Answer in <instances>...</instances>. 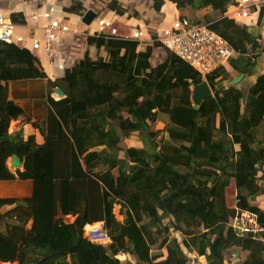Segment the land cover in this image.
I'll use <instances>...</instances> for the list:
<instances>
[{
  "label": "trees",
  "instance_id": "trees-1",
  "mask_svg": "<svg viewBox=\"0 0 264 264\" xmlns=\"http://www.w3.org/2000/svg\"><path fill=\"white\" fill-rule=\"evenodd\" d=\"M73 1L63 6L65 15L83 13L85 3ZM152 1L153 11L160 12L161 0ZM233 1L187 0L184 7L183 0H174L181 17L193 24H208L224 36L237 54L228 70L222 68L209 75L208 82L218 76L220 80L228 79L229 70L236 75H249L256 58L264 54L262 36L253 35L250 26L224 16ZM259 7L257 25L260 22L264 27V1ZM203 8L218 10L220 15L209 19ZM105 9L125 13L118 0H110ZM97 12L104 14L105 10ZM129 14L145 18L150 35L155 37L150 14ZM198 16L201 22H194ZM159 18L161 15L158 23ZM12 19L24 22V17ZM83 41L87 46L103 49L105 56L94 59L88 50L76 58L70 55L61 78L66 85L56 84L65 96L58 101L47 98L53 107L47 111L44 136L54 140L55 151L64 146L65 153L70 132L86 138L91 146L82 159L89 178L70 180L64 163L68 158L58 152L54 179L35 180L33 193L26 200L0 198V209L13 203L18 205L15 209H20L18 223L7 222L5 214L0 213V234L17 244L18 264H54L63 257L64 264H87L82 249L95 244L83 236V226L103 219L100 185L95 179L103 175L114 179L116 197L109 199V208L120 206L118 215L112 211L106 218L110 242L100 247L89 264H232L234 260L225 252L228 247L224 240L238 248L247 242H263L264 231L257 239L240 237L227 225L225 217L232 209L225 204L224 189L234 178L239 206L256 213L264 225V190L262 186H252L254 162L264 166V142L258 138L264 136V72L245 94L227 84L195 104L191 101V85L202 79L160 42L138 48L136 42L128 40L83 37ZM160 47L167 56L162 62L153 63V52ZM7 69L31 70L52 84L38 60L15 45L0 41V74ZM134 82L135 94L128 98L119 96ZM143 87L155 89V97L151 99ZM159 113L167 116V124ZM19 114L17 108L8 105L7 84L0 80V125L10 129L11 124L6 122ZM115 120L118 125L113 124ZM148 125L164 131L152 145L154 154L140 146L121 149L114 144L119 136L139 140ZM5 132L0 129V179L12 177L4 161L13 155L24 157V170L19 176L34 177L32 153L37 145L33 137L23 140L19 131L9 140L3 138ZM5 136L10 137L11 132ZM120 150L123 158L118 157ZM243 188L247 195L263 196L260 204L248 206ZM68 213L80 216L74 222H64L61 218ZM197 215L201 219L195 222L192 219ZM249 247L243 264H264V251L256 256L258 248ZM161 250H165V255ZM120 254L124 260L118 259ZM4 261L0 260V264Z\"/></svg>",
  "mask_w": 264,
  "mask_h": 264
},
{
  "label": "crops",
  "instance_id": "crops-1",
  "mask_svg": "<svg viewBox=\"0 0 264 264\" xmlns=\"http://www.w3.org/2000/svg\"><path fill=\"white\" fill-rule=\"evenodd\" d=\"M110 0L108 1V3ZM118 2L125 8V13L123 15H129L130 12L143 13L145 16L150 14V25L155 26V29L168 25L170 23V12L177 11V6H173L169 3L164 4L160 9V12H154L152 9V0H118ZM70 3V2H69ZM107 3V4H108ZM68 0H0V13L15 16V17H24V19L28 18L30 12L33 9L45 8L49 5H56L57 8L63 10V6H67ZM63 5V6H62ZM91 9V8H87ZM111 11V10H110ZM113 12V11H111ZM166 14V17H165ZM158 15H161V22H156L158 19ZM71 16V15H69ZM131 16V15H129ZM133 18H137L132 16ZM259 19V18H258ZM141 20L145 24V18H141ZM258 22V21H257ZM146 25V24H145ZM255 25H251L255 27ZM147 27V25H146ZM257 28V30H252L250 27V31L253 34L257 33V35L261 34L264 39V27ZM148 29V27H147ZM65 46V45H63ZM63 46L60 48L63 52H65ZM68 47V46H67ZM161 48V47H160ZM70 53V47H69ZM237 56V55H236ZM236 56L232 58L236 60ZM153 60V58H152ZM230 63V62H229ZM229 63L225 67L227 70L229 69ZM40 64L42 69L44 70L47 78L51 81L52 84H48L47 79H39L35 76V73L31 70L24 71H11L9 69L3 71L0 74V80L2 83L7 84V95H8V105H12L17 108L21 114H19L15 118L8 119L6 123L11 124V128H6L5 126L0 125V129L4 128L6 132L3 135L4 139H13L16 137L18 132H21V137L23 140H27L28 138L33 137V142L37 145V148L33 151V168H34V177H20L19 174L24 170L23 161L24 157L16 156L21 165L19 167L11 166V156L7 157L4 161L5 167L12 174V177L0 179V198H8L14 200H26L31 197L34 189V182L37 179H45L52 180L54 179L55 172V158L57 153L67 157L68 159L64 162L67 163L66 172L70 174V180H85L89 178V175L86 172L84 163H83V155L90 149V144H88L86 138H84L78 132H70L68 134L69 138V148L68 153H65V147L59 146L55 151V142L52 138H46L44 135L47 131V123H46V115L48 109L52 108L47 98L48 96L52 97L55 101L63 98L65 94H58V89L62 90L58 85H56L57 81L61 79L63 76L56 70L54 66L49 65L46 62V57L41 54ZM230 80L236 78L240 74L236 75L234 70H229ZM264 72V54L258 56L255 60V68L253 72L249 75L242 74V78L238 83H242L241 87L238 83L234 84V86L239 89L243 94L248 90V88L255 82L257 77ZM229 80V81H230ZM228 81V82H229ZM54 85V87H52ZM208 85V84H207ZM226 87V86H224ZM211 94H213L212 89L208 86ZM63 91V90H62ZM244 91V92H243ZM64 93V91H63ZM50 94V95H49ZM191 94H192V85H191ZM192 101V100H191ZM12 115V113H11ZM11 132L10 137H6V133ZM259 139L264 142V136H259ZM120 140L117 144L119 147L122 145H126L127 141H132L133 144L130 146H140L142 147L141 137L139 140H134L131 137L124 138L119 136L117 138ZM105 146V145H104ZM127 145V147H130ZM103 147V146H102ZM123 151L120 150L118 153L119 158H123ZM58 157V155H57ZM259 166H255V169H259ZM264 167V166H263ZM262 169V168H261ZM263 170V169H262ZM256 177V175H255ZM95 179L99 182L101 197H102V211H103V219L100 221L93 222L92 224L98 225L100 224L104 229H106V218L108 214L113 211L116 215H118L120 205L114 204L113 208H109V199L115 198V185L114 179L111 175H103L97 176ZM263 198L261 195H257L254 198V202L251 205H259L260 200ZM18 206L17 203L4 205L0 209V213H4V219H6L9 223H18V215L20 209H15ZM264 208V206H262ZM25 209V208H24ZM117 210V211H116ZM79 214L73 215L72 213H68L62 216L61 219L67 217L69 222H74L77 218H79ZM119 218H121L119 216ZM31 221L28 223V227L30 226ZM93 246L84 247L82 249V254L86 259V263L89 264L91 260L95 259L98 254V250L101 246L106 245L104 242H93ZM17 254V244L13 241L6 240L0 234V260H6L10 262V264H18L16 260ZM118 258H125L124 255H118ZM63 258L56 261L54 264H64Z\"/></svg>",
  "mask_w": 264,
  "mask_h": 264
},
{
  "label": "built area",
  "instance_id": "built-area-1",
  "mask_svg": "<svg viewBox=\"0 0 264 264\" xmlns=\"http://www.w3.org/2000/svg\"><path fill=\"white\" fill-rule=\"evenodd\" d=\"M160 9L164 4L176 7L174 0H161ZM262 0H234L227 6L224 16L238 23L255 25L259 18ZM91 23L85 24L81 16L73 20L65 15L56 5L33 9L23 23H17L11 16L0 13V41L15 45L40 62L41 54L46 62L54 66L61 75L67 70L66 62L70 53L60 48L66 43L73 44L83 37L98 39H119L137 43L138 48L158 41L174 55L180 62L188 65L203 81L209 75L225 68L234 57L232 45L219 32L211 29L208 24H193L177 11L170 12V23L156 29L154 38L150 35L146 25L138 18L109 11L99 14ZM166 17V14H165ZM164 18H162L163 20ZM79 24L83 28H79ZM235 215L229 226L240 237L258 238L264 231V225L258 215L247 208L239 206L236 198ZM64 222L69 221L67 217ZM83 236L91 242L109 243L106 229L100 224H85ZM5 264H10L4 261Z\"/></svg>",
  "mask_w": 264,
  "mask_h": 264
},
{
  "label": "rangeland",
  "instance_id": "rangeland-1",
  "mask_svg": "<svg viewBox=\"0 0 264 264\" xmlns=\"http://www.w3.org/2000/svg\"><path fill=\"white\" fill-rule=\"evenodd\" d=\"M77 1H79V2H84L85 4V7L84 8H82L81 10H82V14L81 13H77V14H73V13H69V15H71V17H72V19L73 20H77V17L78 16H81V15H83L85 12H86V10H87V8H91V9H93L95 12L96 11H103V10H105V12H104V14H106V13H108L109 11H107L106 9H105V7H106V4L108 3V1L109 0H77ZM178 1H180V0H178ZM184 1V7L186 6L185 4L187 3V0H183ZM196 1H198V0H196ZM262 1H264V0H262ZM69 2L70 3H73L74 1L73 0H68V4H69ZM63 6V5H62ZM66 6V5H65ZM204 9V13L205 14H207V16L209 17V19H212V18H214V17H216V16H219L220 15V12L218 11V10H214L213 9V11L211 10V8H203ZM214 12V13H213ZM130 15V14H129ZM132 16V15H131ZM160 19V18H159ZM190 19V18H189ZM200 19H201V16L199 17L198 16V18H195V19H193V21L194 22H201L200 21ZM160 20H162V19H160ZM261 20H262V18H261ZM260 21V20H259ZM263 21H264V17H263ZM161 22V21H160ZM260 23V22H259ZM258 23V25H256L255 27H258V28H263L262 26H260V24ZM197 24V23H196ZM250 26V25H249ZM251 28H252V30L254 29V30H257V28H255V27H253V26H250ZM79 28L81 29V28H83V26H81L80 24H79ZM152 29H154V28H152ZM156 31V30H155ZM258 31V30H257ZM251 33H252V31H251ZM254 33V32H253ZM252 33V34H253ZM253 35H257V33H255V34H253ZM257 36H259V37H261L262 35L261 34H259V35H257ZM84 41H83V38H79L78 40H76L73 44H70L69 42L68 43H66L65 44V46H63V48H64V50H65V52H69V47H70V55L71 56H73V57H77V56H79V55H81V54H84V52L86 51V50H88V51H86V52H88L89 53V55L92 57V58H94V59H96V58H98V57H100V56H105V52H104V50L103 49H98V48H95L94 46H87L86 44H84L83 43ZM68 46V47H67ZM72 46H75L76 47V50L75 49H71L72 48ZM74 52V53H73ZM237 54H236V52H235V54H234V57L236 56ZM166 56H167V54H166V52L164 51V50H162V48H156L155 50H154V52H153V55H152V58H153V63L154 62H162L165 58H166ZM233 57V58H234ZM215 74V73H214ZM213 74V75H214ZM63 76V75H62ZM220 78V76H218L215 80H214V82H212V81H210V82H206L207 84H208V86H210V88L212 89V92L214 91V89H219L220 87H224V86H227V84H228V81L230 80V75L228 76V79H224V80H220L219 79ZM58 85H60V86H65L66 85V82L65 81H63L62 79H59L57 82H56ZM136 84L138 85V81H136ZM247 84V83H246ZM243 85L242 83H238V85H240L241 87L243 86L244 88H246V86L247 85ZM135 86V82L133 83V85L131 86V87H129L128 89H124L120 94H119V96H121V97H126V98H128V97H130V95H132L134 92L132 91V87H134ZM137 90V89H136ZM142 90L145 92V93H147V94H149L150 95V98L152 99V98H154L155 97V95H156V91H155V89H153L152 87L151 88H148V89H145L144 87L142 88ZM244 92V91H243ZM135 94V93H134ZM137 95H138V93H136ZM242 104L244 103V98L242 99ZM241 104V107L243 106ZM241 110H243V107L241 108ZM159 115H160V117H163L164 119H165V124H167L168 123V118H167V116L164 114H162V113H159ZM217 117H218V114H217ZM167 122V123H166ZM118 123V120L116 121H114L113 122V124L114 125H118L117 124ZM237 128V126L234 124V129H236ZM162 128H159L158 126H155V125H148L147 126V129L145 130V131H143V133L141 134V143H142V147L144 148V150L147 152V153H150V154H154V152H155V149H154V147L152 146L153 144H155L157 141H158V139H157V137H159V136H162V132H164V131H162L161 130ZM262 131V130H261ZM163 138V137H162ZM157 139V140H156ZM118 142H120V140H118V139H115L114 140V143H118ZM131 144H133V142L132 141H127L126 142V145H122V147H120L121 149H125V148H127V145L128 146H130ZM155 159V158H154ZM260 165V163H258L257 161H255L254 162V166H259ZM263 170H262V169ZM113 171V173L114 174H116L117 173V170L115 171V170H112ZM253 173L256 175V177L253 179V184H252V186L253 187H256V186H262V188H263V190H264V167H263V165L262 166H260L259 167V169H254L253 168ZM225 190V204H226V206H228L230 209H232V213L230 212V215L228 216V217H225V220H226V223H227V225H229V223H230V221H231V219L234 217V215H235V210L233 209L234 208V204H235V200H236V184H235V179L234 178H231L230 179V182H229V185L224 189ZM200 192H201V196H202V198L204 199L205 198V192H204V188H202V190H200ZM242 193L243 194H245V195H247V191H245V189L243 188V191H242ZM259 194V193H258ZM244 195V196H245ZM264 195V194H263ZM255 196H257V195H247L246 196V198H244L245 200H246V202H247V204H248V206L249 205H251V203L252 202H254V198H255ZM245 205H246V203H245ZM119 207V206H118ZM117 211V210H116ZM201 219V217L199 216V215H197L195 218H193L192 220H194L195 222H198L199 220ZM203 228H202V226H200L199 227V230L201 231ZM198 230V229H197ZM224 242V244L226 245V247H228L226 250H225V252H227L228 254H230V256H231V259H233L234 260V263H232V264H243V259L242 258H244V257H246L248 254H249V252H250V247L249 246H251V247H254V248H258V250L255 252V254H256V256H260L262 253H261V251L263 252L264 250H263V247H262V244L261 243H263V245H264V241L262 242H260L259 244H257L256 242H247V243H244V244H241L240 245V247L238 248V247H234V246H231V244L229 243V241H226V240H224L223 241ZM249 243V244H248ZM154 252H156V251H153L152 252V254L154 255ZM161 252L165 255V250H161ZM236 256V257H235ZM188 258H190V260H192V255L191 254H188ZM118 259H120V260H124V258L122 259V258H118ZM235 259H236V261H235ZM239 260H241V261H239ZM200 262H202L203 263V261H200Z\"/></svg>",
  "mask_w": 264,
  "mask_h": 264
},
{
  "label": "water",
  "instance_id": "water-1",
  "mask_svg": "<svg viewBox=\"0 0 264 264\" xmlns=\"http://www.w3.org/2000/svg\"><path fill=\"white\" fill-rule=\"evenodd\" d=\"M96 12L93 9H87L86 12L82 15L81 20L85 24H89L92 22V20L96 17ZM242 74L237 76L236 78L230 80L228 82V85H234L240 81L242 78ZM58 94L63 95V91L58 89ZM212 96L208 85L205 81H201L200 83H194L192 84V94H191V100L195 104L199 103L206 97ZM11 166L14 167H19L21 165L20 160L16 156H11Z\"/></svg>",
  "mask_w": 264,
  "mask_h": 264
},
{
  "label": "clouds",
  "instance_id": "clouds-1",
  "mask_svg": "<svg viewBox=\"0 0 264 264\" xmlns=\"http://www.w3.org/2000/svg\"><path fill=\"white\" fill-rule=\"evenodd\" d=\"M203 81V80H202Z\"/></svg>",
  "mask_w": 264,
  "mask_h": 264
}]
</instances>
